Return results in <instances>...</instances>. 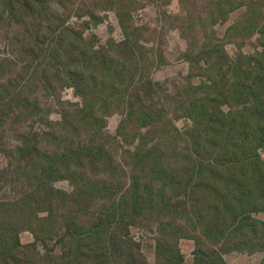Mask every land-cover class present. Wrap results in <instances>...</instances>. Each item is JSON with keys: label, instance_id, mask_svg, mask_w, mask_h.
<instances>
[{"label": "trees", "instance_id": "trees-1", "mask_svg": "<svg viewBox=\"0 0 264 264\" xmlns=\"http://www.w3.org/2000/svg\"><path fill=\"white\" fill-rule=\"evenodd\" d=\"M47 1L0 0V24L6 20L17 25L28 19L21 39L14 40L22 47L17 50L21 55L0 60L1 148L7 132L18 134L21 125L42 122L39 117L44 115L39 102L29 94L30 84H34L40 67L45 72L55 71V78H46L45 92L64 80H60L64 72L70 75L68 86L74 85L75 93L86 103L91 93H99L100 88L112 90L101 104L92 98V103L75 107L79 125L76 128H89L95 137L97 125L105 127V118L98 116L93 108L100 105V111L107 114L111 97L121 99L124 96L122 83L118 80L128 84L134 78L130 77L132 74L129 78L118 70L122 64L114 68L113 60L105 56H102V64L85 65L100 69L96 72L100 75L99 80L85 74L79 63L96 57L98 50H92L90 41L84 39L80 31L69 36L66 26L69 15L65 10L45 12ZM52 1L66 7L69 0ZM32 24L38 27L33 35L29 29ZM190 47L187 51L191 55ZM66 51L76 55L78 64L70 57L65 67L61 58ZM187 59L192 62V68L198 69L203 80L187 90V98L178 108L190 125L178 134L184 154L179 155L183 156L179 160L174 159L173 165L157 162L148 168V172L130 168L129 183H123L122 188L106 186L98 191L90 178L93 174L88 170L104 161L107 151L103 143L93 146L91 139L86 140L88 143L72 141L74 137L66 135L63 143L51 144L52 153L47 160L35 144L23 142L15 147L17 155L27 158V171H38L39 184L28 195L29 203L25 206L32 209L29 215L9 222L0 220V264H135L141 251L139 244L128 235V227L134 225L138 217L153 218L156 222L157 264H184L179 249V241L183 238L194 242L191 264H228L224 253L231 251L264 254V221L256 217L264 214V160L259 153L264 149V44L252 53L241 51L234 56L225 47L213 46L211 49L205 46L197 51L196 62L193 57ZM9 68L10 73L14 72L11 75L7 73ZM112 68L113 79L118 83L110 88L104 78ZM230 93L233 97L240 96L247 110L239 118L236 137L228 139L226 136L233 133L232 123L237 119L230 118L229 123L226 118L234 111L236 103L221 99ZM130 98L129 95L125 102L116 106L123 116L118 133L134 121L142 126L165 121L164 110L147 104L142 98L131 103ZM87 112L95 113L91 122L85 119ZM23 136L33 138L30 132ZM33 151H37L36 156L30 158ZM210 154L211 160L208 159ZM65 155L70 157H63ZM139 157L141 150L133 155V159L136 161ZM72 164L77 172L67 176L65 172ZM3 175L0 170V178ZM146 177L150 180L153 177L157 188L146 184V179L143 184L139 183ZM61 179L74 185L71 194L54 187L53 183ZM199 188H204L208 197L203 193L197 195V191L204 192ZM34 197L40 199L42 208L33 207ZM99 198L98 213V207L90 209V204ZM54 200L71 201L76 205L74 212L63 215L64 233L57 240L65 251L60 256L51 252L37 255L33 250L35 245L21 244L19 234L23 230L41 234L44 227H50L59 213L52 206ZM171 206L176 207L173 212ZM60 211H65L64 206ZM36 212L44 214L38 216ZM87 215L91 222L83 224ZM188 227L195 232H190L192 229ZM117 231L125 233L117 238ZM29 246L34 256L24 257Z\"/></svg>", "mask_w": 264, "mask_h": 264}, {"label": "rangeland", "instance_id": "rangeland-1", "mask_svg": "<svg viewBox=\"0 0 264 264\" xmlns=\"http://www.w3.org/2000/svg\"><path fill=\"white\" fill-rule=\"evenodd\" d=\"M47 4L45 12L65 10L69 15L66 20L69 36L80 31L82 37L90 41L92 50H98L96 57H90V61L79 63V67L85 69L82 70L85 74L96 76V80H99L100 75H96V72L100 69L86 68L85 65L93 62L102 64L104 61L102 56H105L113 60L114 68L122 64L118 70L123 71L127 77L132 74L130 77L134 76V78L128 84L124 80H118L122 83L124 96L121 99L111 97L107 114L100 111V105L93 108L98 116L105 118V127L97 125L95 137L89 128H76L79 125L75 107L82 103L83 105L92 103V98H96L98 104H101L104 97L109 96L112 90L100 88L99 93H91L86 103L75 93L74 85V87L68 86L70 75L64 72L60 79L64 80L57 87L54 85V89L49 88V91L45 92L46 78H55V71L49 69L50 73L45 72L42 67L39 68L34 84L32 82L30 84L32 87L29 94L39 102L40 110L44 115L39 117L42 122L34 121L27 126L25 123L19 127L18 134L7 132L5 144L3 148L0 147V170L4 173L0 178V220L4 222L23 219L22 216L30 214L32 209L25 205L29 203L28 195L39 184L38 171H27L25 161L27 158L17 155L15 147L23 142L35 144L37 151H40L39 148L42 149L43 156L47 160L52 153L51 144L63 143L66 135L73 136L72 141L88 143L86 140L91 139L93 146L103 143L107 154L100 165L88 170L93 174L90 178L96 184L98 191L106 186L122 188L123 183H129L130 168L134 167L137 172H148V168L157 162L173 165L174 159L179 160L183 157L179 156L181 153L184 154V149L178 134L190 125V121L178 108L185 102L187 90L203 80L198 69L192 68V62L187 58L193 57L196 62L197 51L200 48L204 49L205 46L211 49L213 46L225 47V50L234 56L241 51L252 53L264 44V0H69L66 7L49 0ZM27 20H21L17 25L6 20L0 24V60L12 55L14 57L21 55L17 50H22V47L14 40L21 39L24 29L27 28ZM29 29L31 35L38 31V27L34 24L30 25ZM189 45H191V55L187 51ZM70 57L74 59L75 64H78L75 60L76 55L66 51L62 53L61 58L65 67ZM24 59L29 60V57ZM10 69L7 73L11 75L14 72L10 73ZM113 72L112 68L111 73L104 78V83L110 88L116 87L118 83L113 79ZM129 95L131 103L137 98H142L147 104L164 110L165 121L146 123V126L134 121L125 131L118 133L119 122L123 116L121 109L116 106L125 102ZM231 95L232 93L221 99L236 103L234 111L226 118L229 123L230 118L237 119L232 123L233 133L226 136L228 139L236 137L239 118L247 110L240 96ZM226 109L229 111L227 107ZM95 113L87 112L85 119L91 122ZM28 132L33 138L23 136ZM54 140L56 141L52 142ZM140 150L142 158L139 157L135 161L133 155ZM37 151H33L30 158L35 157ZM259 153L264 160V149ZM211 158L212 155H208V159ZM193 163L194 159L191 160V164ZM29 164L31 167L30 161ZM75 171L77 172V168L72 164L65 174L72 176V172ZM145 179L146 184L157 188L153 177L152 180L146 177L139 183L143 184ZM53 185L56 189L69 194L74 189V185L65 179L55 181ZM199 190L204 192L197 191V195L203 193L208 197L204 188ZM62 203L60 200H54L52 203V206H55L54 211L59 213L55 215V221L50 227H44L43 233L20 231L21 244L33 243L35 245L33 250L37 255H45L48 252L57 256L63 254L65 248L57 241L64 233L63 215L68 211L74 212L76 205L71 201H65L61 205ZM100 203V198L94 199L90 209L98 207L99 213ZM41 204L40 199L34 197L33 207L42 208ZM157 205L159 207V204ZM63 206L65 211L61 212ZM175 209L176 207L171 206V212ZM39 212H36V215L44 214ZM256 217L264 221L263 213ZM85 218L83 224L91 222L89 215ZM135 222L128 227V235L139 244L141 251V257L135 264H157L155 220L138 217ZM190 232L195 231L192 229ZM124 233L117 231V238ZM179 249L184 256V264H191L194 242L186 238L180 239ZM33 250L29 246L24 251V257H33ZM263 259L264 254L261 252L224 253V260L228 264H261Z\"/></svg>", "mask_w": 264, "mask_h": 264}]
</instances>
